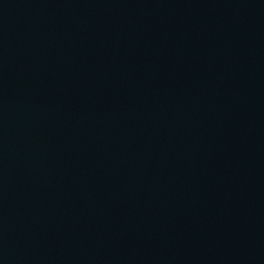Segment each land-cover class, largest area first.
<instances>
[{
  "label": "water",
  "instance_id": "obj_1",
  "mask_svg": "<svg viewBox=\"0 0 264 264\" xmlns=\"http://www.w3.org/2000/svg\"><path fill=\"white\" fill-rule=\"evenodd\" d=\"M0 264H264V0H0Z\"/></svg>",
  "mask_w": 264,
  "mask_h": 264
}]
</instances>
